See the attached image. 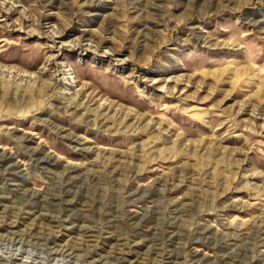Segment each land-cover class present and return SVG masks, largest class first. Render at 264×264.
Listing matches in <instances>:
<instances>
[{
  "label": "rangeland",
  "instance_id": "obj_1",
  "mask_svg": "<svg viewBox=\"0 0 264 264\" xmlns=\"http://www.w3.org/2000/svg\"><path fill=\"white\" fill-rule=\"evenodd\" d=\"M0 264H264V0H0Z\"/></svg>",
  "mask_w": 264,
  "mask_h": 264
},
{
  "label": "bare ground",
  "instance_id": "obj_2",
  "mask_svg": "<svg viewBox=\"0 0 264 264\" xmlns=\"http://www.w3.org/2000/svg\"><path fill=\"white\" fill-rule=\"evenodd\" d=\"M13 237H15V240L18 241V239H20V242L23 241V239H38V237L33 236L32 233H26L23 235H19V234H12ZM52 242V241H51ZM73 251V250H72ZM68 251H62L61 254H63L64 256L67 254ZM72 254V253H71ZM71 254H67V256H70Z\"/></svg>",
  "mask_w": 264,
  "mask_h": 264
}]
</instances>
